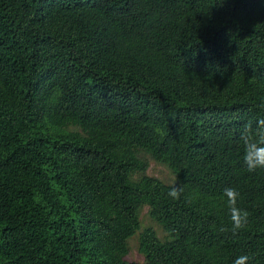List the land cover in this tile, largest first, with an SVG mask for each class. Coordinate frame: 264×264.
<instances>
[{
    "label": "trees",
    "instance_id": "obj_1",
    "mask_svg": "<svg viewBox=\"0 0 264 264\" xmlns=\"http://www.w3.org/2000/svg\"><path fill=\"white\" fill-rule=\"evenodd\" d=\"M261 105L264 0H0V264H264Z\"/></svg>",
    "mask_w": 264,
    "mask_h": 264
},
{
    "label": "clouds",
    "instance_id": "obj_2",
    "mask_svg": "<svg viewBox=\"0 0 264 264\" xmlns=\"http://www.w3.org/2000/svg\"><path fill=\"white\" fill-rule=\"evenodd\" d=\"M261 107L264 108V105ZM239 142L243 147V161L247 170L255 172L257 169H264V116L258 117L255 123L250 120L243 126ZM182 192V187L174 186L168 192V196L178 201ZM223 195L226 197L229 208L231 231L233 235H236L247 226L249 213L238 206L241 194L235 188H225ZM220 231H227V229L221 228ZM249 259V255L242 254L233 261V264H248Z\"/></svg>",
    "mask_w": 264,
    "mask_h": 264
},
{
    "label": "rangeland",
    "instance_id": "obj_3",
    "mask_svg": "<svg viewBox=\"0 0 264 264\" xmlns=\"http://www.w3.org/2000/svg\"><path fill=\"white\" fill-rule=\"evenodd\" d=\"M144 158L148 161V167L146 173L148 175L154 176L162 180L164 183H173L175 178L172 172L164 165L161 164L154 159H152L149 155L145 154ZM140 222L141 226L139 231H137L130 239L128 240V254L126 255L125 259L127 261L138 262L140 264H145L144 256L138 250V234L139 232L145 227H153L157 232L158 236L163 239L166 237V232L155 222L151 219L148 214V207L144 205L140 212Z\"/></svg>",
    "mask_w": 264,
    "mask_h": 264
}]
</instances>
